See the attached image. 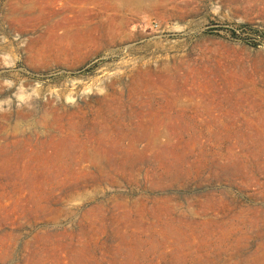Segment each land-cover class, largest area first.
<instances>
[{
	"label": "rangeland",
	"instance_id": "rangeland-1",
	"mask_svg": "<svg viewBox=\"0 0 264 264\" xmlns=\"http://www.w3.org/2000/svg\"><path fill=\"white\" fill-rule=\"evenodd\" d=\"M0 264H264V0H0Z\"/></svg>",
	"mask_w": 264,
	"mask_h": 264
}]
</instances>
